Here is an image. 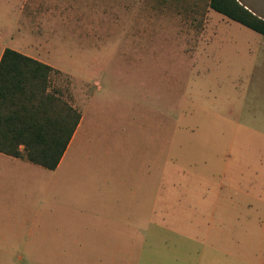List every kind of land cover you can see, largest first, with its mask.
<instances>
[{
    "label": "rangeland",
    "instance_id": "rangeland-1",
    "mask_svg": "<svg viewBox=\"0 0 264 264\" xmlns=\"http://www.w3.org/2000/svg\"><path fill=\"white\" fill-rule=\"evenodd\" d=\"M20 3L0 0L3 29ZM40 5L84 129L55 170L0 153L21 176L0 191L6 264H264V36L207 0Z\"/></svg>",
    "mask_w": 264,
    "mask_h": 264
},
{
    "label": "trees",
    "instance_id": "trees-1",
    "mask_svg": "<svg viewBox=\"0 0 264 264\" xmlns=\"http://www.w3.org/2000/svg\"><path fill=\"white\" fill-rule=\"evenodd\" d=\"M217 11L264 36V19L237 0H207ZM57 70L16 50L0 57V152L53 170L81 118V111L52 81Z\"/></svg>",
    "mask_w": 264,
    "mask_h": 264
},
{
    "label": "crops",
    "instance_id": "crops-1",
    "mask_svg": "<svg viewBox=\"0 0 264 264\" xmlns=\"http://www.w3.org/2000/svg\"><path fill=\"white\" fill-rule=\"evenodd\" d=\"M15 1H19L22 3H20V5L18 4V7L16 8V11L13 14L14 19L13 20L11 19L9 21L10 25L7 29L6 28L3 29L0 26V57L5 48H10L55 69V66L52 64L50 59L47 56L41 54L47 53L46 45H48L47 44L49 40L48 35H51L53 33V26L51 25L49 20L52 19L53 13L56 11L51 6L40 7L41 6L40 4L43 1H49V0H15ZM212 15H214V17H216L222 22L224 21V19H227L224 16L222 17L217 16V14L216 15L212 14ZM144 32L145 29H142V33ZM183 41L185 42V39ZM53 73L55 72H52V77H53ZM83 129H84V117L81 111V118L79 120V123L55 169H57L61 161H63L65 152L69 150V148L73 145L76 139H80V137L82 136ZM1 154L9 157V158H5L4 160H1L3 165L10 166L14 164V166L12 167L16 170L27 167V164L24 162L27 160L20 157L10 156L4 153ZM8 171L9 172L0 173V191H2L3 188L4 189L6 188L4 184H12L10 185V187H14L17 178L21 177L20 172H10L11 171L10 169ZM11 257H22V256L15 254L11 255L0 250V264H6L3 258H11ZM8 264H14V262Z\"/></svg>",
    "mask_w": 264,
    "mask_h": 264
}]
</instances>
